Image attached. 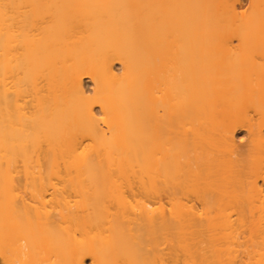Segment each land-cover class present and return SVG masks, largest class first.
Here are the masks:
<instances>
[{"label":"bare ground","instance_id":"1","mask_svg":"<svg viewBox=\"0 0 264 264\" xmlns=\"http://www.w3.org/2000/svg\"><path fill=\"white\" fill-rule=\"evenodd\" d=\"M242 3L0 0V264H264Z\"/></svg>","mask_w":264,"mask_h":264},{"label":"rangeland","instance_id":"2","mask_svg":"<svg viewBox=\"0 0 264 264\" xmlns=\"http://www.w3.org/2000/svg\"><path fill=\"white\" fill-rule=\"evenodd\" d=\"M242 2L243 3L245 2L244 4L242 3V5H245V4H247L248 0H242Z\"/></svg>","mask_w":264,"mask_h":264}]
</instances>
